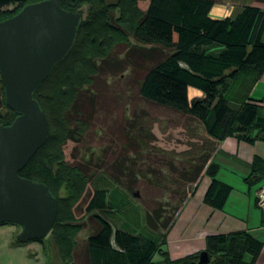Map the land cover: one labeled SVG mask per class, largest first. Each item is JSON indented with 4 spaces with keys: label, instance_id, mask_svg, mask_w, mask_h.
I'll return each mask as SVG.
<instances>
[{
    "label": "trees",
    "instance_id": "1",
    "mask_svg": "<svg viewBox=\"0 0 264 264\" xmlns=\"http://www.w3.org/2000/svg\"><path fill=\"white\" fill-rule=\"evenodd\" d=\"M41 1L44 0H0V22L14 17L26 5ZM141 1L119 0L108 5L106 0H62L65 11L81 16V9L88 5V16L82 17L72 50L34 94L48 119L50 136L20 176L46 185L58 199L59 213L51 237L65 261L72 260L76 237L83 229L74 209L88 185V177L65 161L63 147L70 137L66 115L80 90L93 84L98 62L106 61L118 45L130 44L133 38L141 47H158L167 52L144 77L141 95L156 106L198 121L206 133L205 146H199L187 167L176 170L175 182H186L188 192L172 218L162 222L158 210L147 212L146 225L151 232L169 228L203 174L211 179L205 203L215 210L224 209L232 189L216 178L219 167L212 157L219 141L236 137L250 144L264 142V102L251 98L264 74V0H259L263 5L245 6L235 17L224 19L211 16L213 8L223 0H147L144 10L138 7ZM114 11H119L115 19L111 15ZM0 85L1 108L7 111L0 114V126H9L18 114L6 106L2 81ZM191 87L201 91L203 97L191 100ZM191 148L192 145L188 149ZM245 181L249 186L264 181L263 159L254 158L252 172ZM107 188H94L86 208L97 227L87 239L88 264L199 261L202 252L172 260L162 250L166 243L162 236L138 233L127 224L117 228L113 220L121 214L110 205ZM206 242L204 252L209 255V264H255L264 248L249 233L211 236ZM156 256L162 260L156 261ZM247 256L250 262L245 260Z\"/></svg>",
    "mask_w": 264,
    "mask_h": 264
},
{
    "label": "rangeland",
    "instance_id": "2",
    "mask_svg": "<svg viewBox=\"0 0 264 264\" xmlns=\"http://www.w3.org/2000/svg\"><path fill=\"white\" fill-rule=\"evenodd\" d=\"M118 1L106 0V4L115 5ZM146 1L139 2L141 10L145 9ZM221 3L238 11L245 6L263 5L259 0ZM81 10L83 19L87 18L89 6ZM111 15L115 19L119 11ZM130 42L118 45L106 61L98 62L93 84L80 90L66 115L70 137L63 147L65 161L88 177L85 193L74 209L83 229L76 237L72 260L62 258L51 233L42 240L22 244L18 241L22 228L3 224L0 225V264H88L87 239L97 227L86 208L96 187L124 192L131 198L136 196L142 205L131 201L119 211L124 219L129 213L141 212V223L143 208L147 212L158 210L162 222H167L187 194L186 182H175L176 170L187 167L199 146L200 149L205 146L204 127L143 98L144 77L168 53L158 47H141L133 38ZM190 99H194L193 93ZM6 113L0 103V114Z\"/></svg>",
    "mask_w": 264,
    "mask_h": 264
},
{
    "label": "water",
    "instance_id": "3",
    "mask_svg": "<svg viewBox=\"0 0 264 264\" xmlns=\"http://www.w3.org/2000/svg\"><path fill=\"white\" fill-rule=\"evenodd\" d=\"M81 21L80 13L62 8V0H44L0 22V79L6 106L18 114L11 125L0 126V225L20 226L22 244L46 238L58 217L59 201L50 189L20 172L50 136L34 94L72 50ZM209 262L202 252L192 264Z\"/></svg>",
    "mask_w": 264,
    "mask_h": 264
},
{
    "label": "crops",
    "instance_id": "4",
    "mask_svg": "<svg viewBox=\"0 0 264 264\" xmlns=\"http://www.w3.org/2000/svg\"><path fill=\"white\" fill-rule=\"evenodd\" d=\"M240 12L235 8L228 9L227 4L220 3L213 8L211 16L214 19H224L235 17ZM191 93L194 98L203 97L201 91L192 87L189 89V96ZM251 98L264 102V74L254 86ZM256 156L264 161V142L250 144L236 137H228L216 144L212 157V161L219 167L216 178L232 189L223 210H215L205 203L211 179L203 174L192 188L194 193H188L167 230L151 232L146 225L145 208L142 223L141 212L138 211L127 214L125 219L122 216L115 218L113 222L117 228L127 224L138 233L162 236L166 240L162 250L172 260L204 252L207 248L206 239L211 236L249 233L264 244V207L258 205V193L264 187V181L255 186H249L245 181L252 172V163ZM108 199L110 205L120 211L131 201L142 205L136 196L131 198L124 192L110 191ZM159 259L162 260L161 257ZM245 260L250 262L251 257L247 256ZM255 264H264V248Z\"/></svg>",
    "mask_w": 264,
    "mask_h": 264
},
{
    "label": "built area",
    "instance_id": "5",
    "mask_svg": "<svg viewBox=\"0 0 264 264\" xmlns=\"http://www.w3.org/2000/svg\"><path fill=\"white\" fill-rule=\"evenodd\" d=\"M258 205L264 207V187L258 193Z\"/></svg>",
    "mask_w": 264,
    "mask_h": 264
}]
</instances>
